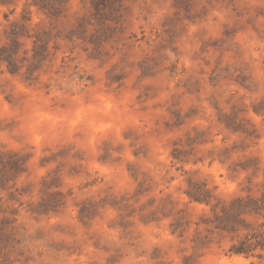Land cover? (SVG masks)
<instances>
[{"label": "clouds", "instance_id": "obj_1", "mask_svg": "<svg viewBox=\"0 0 264 264\" xmlns=\"http://www.w3.org/2000/svg\"><path fill=\"white\" fill-rule=\"evenodd\" d=\"M0 264H264V0H0Z\"/></svg>", "mask_w": 264, "mask_h": 264}]
</instances>
